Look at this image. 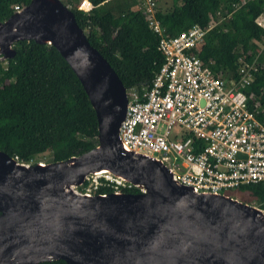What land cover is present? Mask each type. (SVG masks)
Instances as JSON below:
<instances>
[{
  "label": "water",
  "instance_id": "95a60500",
  "mask_svg": "<svg viewBox=\"0 0 264 264\" xmlns=\"http://www.w3.org/2000/svg\"><path fill=\"white\" fill-rule=\"evenodd\" d=\"M57 48L96 111L98 144L67 160L22 162L0 150V264H264V209L223 193H195L166 161L126 150L129 93L64 0H31L0 22V62L15 44ZM102 170L137 193H81Z\"/></svg>",
  "mask_w": 264,
  "mask_h": 264
},
{
  "label": "trees",
  "instance_id": "16d2710c",
  "mask_svg": "<svg viewBox=\"0 0 264 264\" xmlns=\"http://www.w3.org/2000/svg\"><path fill=\"white\" fill-rule=\"evenodd\" d=\"M30 1L0 0V22L10 18L17 5L23 8ZM89 1V10L79 8L82 0L64 2L126 89L147 86L164 56L158 48L160 37L149 26L144 1ZM156 8L157 18L171 35L194 24L208 29L198 54L216 76H235L240 57L252 61L259 55L255 80L245 91L260 100L259 118L264 120V48L257 43L264 45V26L257 22L264 14V0H173L169 8ZM14 47L15 57L0 62V150L28 162L44 153L51 155V161H62L93 149L99 134L96 111L70 64L51 44L21 40ZM239 190L249 192L264 209L263 184Z\"/></svg>",
  "mask_w": 264,
  "mask_h": 264
},
{
  "label": "built area",
  "instance_id": "2783aa9c",
  "mask_svg": "<svg viewBox=\"0 0 264 264\" xmlns=\"http://www.w3.org/2000/svg\"><path fill=\"white\" fill-rule=\"evenodd\" d=\"M157 2L144 0L143 7L149 26L160 37L164 61L147 86L128 91L120 127L126 150L166 161L174 179L195 193L226 194L264 185L262 105L254 93L245 91L255 80L259 55L252 61L240 57L235 76H216L198 54L208 29L194 24L169 34L156 16ZM21 8L16 6L17 11ZM79 8L89 10L92 4L82 0ZM134 187L139 188L110 172H98L88 174L75 189L106 194Z\"/></svg>",
  "mask_w": 264,
  "mask_h": 264
},
{
  "label": "rangeland",
  "instance_id": "374dc122",
  "mask_svg": "<svg viewBox=\"0 0 264 264\" xmlns=\"http://www.w3.org/2000/svg\"><path fill=\"white\" fill-rule=\"evenodd\" d=\"M172 4H173V0H159L158 7H161L163 9H166V8L171 7ZM257 22L264 23V14H262L257 19ZM1 62H3V64H6L5 61H1ZM33 161L34 162H37V161H46V162H49V161H51V155L49 153H44V154L38 155L36 158L33 159ZM226 194L227 195H230L232 197H236L239 200H242L243 202H248L249 204L258 206L256 204V202H255V198L253 196H251L250 193L247 192V191L244 192V191H241L239 189H233V190L227 191Z\"/></svg>",
  "mask_w": 264,
  "mask_h": 264
},
{
  "label": "bare ground",
  "instance_id": "6f19581e",
  "mask_svg": "<svg viewBox=\"0 0 264 264\" xmlns=\"http://www.w3.org/2000/svg\"><path fill=\"white\" fill-rule=\"evenodd\" d=\"M100 172H106L105 170H102V171H100Z\"/></svg>",
  "mask_w": 264,
  "mask_h": 264
}]
</instances>
